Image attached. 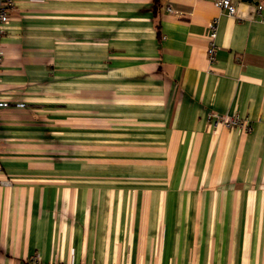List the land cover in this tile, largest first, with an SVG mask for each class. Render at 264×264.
Returning a JSON list of instances; mask_svg holds the SVG:
<instances>
[{
    "label": "crops",
    "instance_id": "1",
    "mask_svg": "<svg viewBox=\"0 0 264 264\" xmlns=\"http://www.w3.org/2000/svg\"><path fill=\"white\" fill-rule=\"evenodd\" d=\"M231 1L14 0L0 264H264V0Z\"/></svg>",
    "mask_w": 264,
    "mask_h": 264
},
{
    "label": "built area",
    "instance_id": "2",
    "mask_svg": "<svg viewBox=\"0 0 264 264\" xmlns=\"http://www.w3.org/2000/svg\"><path fill=\"white\" fill-rule=\"evenodd\" d=\"M213 5L216 9L224 12L230 17H235L236 15V6L233 4L231 0H213ZM14 6V0H0V40L5 31V26L10 20V12L12 11ZM262 6H258L256 8L255 14L257 17H261ZM168 11L171 12V9L168 8ZM217 20H212L207 25L206 30V40H207V49L206 56L209 65L211 66L214 62L215 52H216V36H217ZM3 59V53L1 50L0 44V63ZM8 104L0 101V108L7 107ZM209 122L214 126L221 125L225 128H235L238 127L244 131L249 130V126L245 120H240L238 117L233 116H218V115H210ZM17 264V263H11ZM26 264H40L37 256H33L29 258Z\"/></svg>",
    "mask_w": 264,
    "mask_h": 264
}]
</instances>
